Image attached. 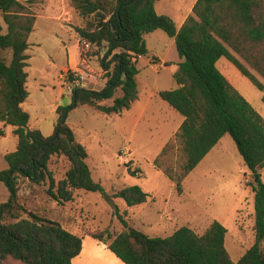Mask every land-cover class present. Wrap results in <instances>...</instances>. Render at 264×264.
<instances>
[{
    "label": "trees",
    "instance_id": "16d2710c",
    "mask_svg": "<svg viewBox=\"0 0 264 264\" xmlns=\"http://www.w3.org/2000/svg\"><path fill=\"white\" fill-rule=\"evenodd\" d=\"M157 1L72 0L81 19L75 27L81 57H91L85 53V45L97 49L93 56L104 72L105 85L99 91L73 88L71 104L57 108L54 132L45 136L30 127V114L22 107L30 96L27 51L37 19L31 11L34 0H0V17L7 26L5 33L0 22V123L14 127L18 139L17 149L5 155L8 168L0 171V182L10 192L9 201L0 204V264H73L85 237L106 245L124 264H264V118L218 68L219 60L226 58L258 90H264V84L236 56L264 78V20L255 13L263 7V0H197L180 28L170 16L157 12ZM157 30L175 39L181 58L174 74L178 87L158 95L184 117L175 141L181 144L185 163L180 172L173 167L162 169L159 159L167 155L169 143L154 166L181 195L190 173L226 135L232 136L251 172L246 185L254 194L255 243L238 261L227 249L228 231L219 221L203 234L184 226L163 238L132 228L122 214L124 230L119 234L105 229L81 236L19 203L22 180L36 186L48 184L46 194L60 205L74 201L77 191L104 193L102 183L93 177L88 149L67 122L68 114L80 106L105 115L130 110L140 95L139 59L150 56L145 36ZM118 91L121 94L116 96ZM3 133L0 129V135ZM54 156H63L69 163L58 181L49 168ZM115 196L129 207L148 203L151 198L140 186L126 187Z\"/></svg>",
    "mask_w": 264,
    "mask_h": 264
},
{
    "label": "rangeland",
    "instance_id": "374dc122",
    "mask_svg": "<svg viewBox=\"0 0 264 264\" xmlns=\"http://www.w3.org/2000/svg\"><path fill=\"white\" fill-rule=\"evenodd\" d=\"M196 1L158 0L155 7L159 14L170 16L180 27L184 18L192 13ZM56 10L63 15L61 21L57 20ZM31 11L37 19L29 39L33 44L29 50L31 78L27 83L31 96L25 107L32 112L34 120L40 122L43 134L49 136L57 123V102L60 106H69L76 85L102 90L104 72L98 58L93 56L96 48L85 45V53H90L91 57H81L79 36L75 32L81 19L73 9L72 0H34ZM255 13L259 20H264V4L256 8ZM0 22L6 33L7 26L1 17ZM157 33L147 37L150 56L141 57L138 63L141 104L120 115H105L88 106H80L68 114L67 122L77 140L88 149L89 166L94 179L102 183L104 193L77 191L74 201L60 205L46 194L48 184L36 186L22 180L19 203L27 211L58 221L81 236L88 231L105 229L113 235L119 234L124 230L119 218L122 214L132 228L163 238L184 226L203 234L214 221H219L228 231L227 249L233 260L238 261L255 243L254 194L246 185L251 181V172L232 136L226 135L190 173L181 195L163 171L154 166L169 143L171 148L167 155L159 159L162 169L173 167L180 172L185 163L181 144L175 141L184 117L158 95L159 91L177 87L174 74L179 65L175 60L180 56L176 44H172L174 40L162 30ZM154 55L173 63L160 67ZM236 56L264 84L263 76L238 54ZM83 60L89 65L85 67ZM218 68L264 118V90H258L226 58L218 62ZM82 71L86 72L84 79L76 76ZM72 76L77 80H72ZM120 94L118 91L116 96ZM1 128L6 129V135L2 136L11 143L9 150L13 152L16 136L10 126L0 123ZM128 167L140 173L131 174ZM49 168L58 181L65 176L69 163L63 156H54ZM262 173L264 180V170ZM129 186H140L150 193L148 203L129 207L115 196ZM19 215L27 217L23 212ZM8 220L13 219L8 217ZM83 248L73 264H124L91 237H85Z\"/></svg>",
    "mask_w": 264,
    "mask_h": 264
},
{
    "label": "crops",
    "instance_id": "0c3cea01",
    "mask_svg": "<svg viewBox=\"0 0 264 264\" xmlns=\"http://www.w3.org/2000/svg\"><path fill=\"white\" fill-rule=\"evenodd\" d=\"M195 5V4H194ZM193 9V8H192ZM53 11H54V9H52ZM56 12L58 13V16H57V20H62V17H63V15H62V13L60 12V11H58V10H56ZM192 14V13H191ZM188 16L189 15H187L185 18H184V20H183V22H182V24H181V26L184 24V22L186 21V19L188 18ZM180 26V27H181ZM179 27V28H180ZM34 31H35V26H34ZM160 30H157V31H155V32H153V33H150V34H148V35H146L145 36V38H146V42H147V37L148 36H151V35H155V34H158L157 32H159ZM30 39V38H29ZM173 40H174V42H175V39L174 38H172ZM29 44H30V47H29V49H28V51H27V54L29 55V57H30V59H29V61H28V63H29V66H28V68H27V72H28V81L30 80V73H29V70H30V66H31V55H30V53H29V50L31 49V47H32V43L29 41ZM172 44H176V42L175 43H173V41H172ZM147 45H148V42H147ZM155 60H156V64H158L160 67H162V66H165V64L166 63H170L171 65H172V61L171 60H168L167 58H163V59H161L160 58V56H158V55H154V57H153ZM140 60H141V58H140ZM139 60V61H140ZM221 60V59H220ZM219 60V61H220ZM176 61V63H177V65H179L180 64V62H181V59L179 58L178 60H175ZM83 62H84V65H85V67L87 66V65H89V63L86 61V60H83ZM148 65H151L150 64V62L148 63ZM152 66V65H151ZM151 68H155V67H151ZM69 69H72V68H70L69 67ZM139 69L141 70V68L139 67ZM179 69V68H178ZM177 69V70H178ZM177 70H176V72H177ZM176 83V82H175ZM28 85V84H27ZM177 85V84H176ZM43 86H45V85H43ZM177 87H178V85H177ZM176 87V88H177ZM176 88H174V89H176ZM163 91V90H162ZM160 92V91H159ZM31 96V95H30ZM30 96H29V98H30ZM29 98L26 100V102L25 103H23L22 104V107H23V109L25 110V111H27L29 114H30V127L31 128H34V129H39V130H41L42 131V126H41V124H40V122H38V120H34V118H33V114H32V112L30 111V110H28V109H26V104H27V102H28V100H29ZM150 99L152 98V95L149 97ZM141 101H142V98H141V94L139 95V99L132 105V107H131V109L130 110H133L134 108H135V106H137V104L139 105V104H141ZM58 104H57V107H59L60 105H59V102H57ZM59 105V106H58ZM130 110H128V111H130ZM183 121H184V119L181 121V123H180V125H179V128L181 127V125H182V123H183ZM11 128H12V130L14 131V127H12V126H10ZM179 128H178V130H179ZM1 130H3L4 131V135H6V133H7V131H6V129L5 128H1ZM178 130H177V132H178ZM54 132V131H53ZM176 132V133H177ZM42 133H43V131H42ZM52 135V134H51ZM46 136V135H45ZM50 136V135H49ZM16 139H17V137H16ZM15 139V142H14V144H13V148H11V149H14L15 147V150L17 149V145H18V139L16 140ZM9 147H11V143H9V141H7L6 140V138L5 137H3L2 135H0V171L1 170H5V169H7L8 168V164H7V162H6V160H5V155L6 154H8V153H10L12 150H9ZM15 150H13V151H15ZM210 154V153H209ZM208 154V155H209ZM7 164V165H6ZM2 185H4L5 186V184L4 183H2V182H0V204L1 203H6V202H8L9 201V199H10V192H9V190H8V188L5 186V187H2ZM84 243H85V238H84ZM101 244V243H100ZM84 245V244H83ZM101 246L102 247H104V248H106V249H108L104 244H101ZM84 249V248H83ZM83 253V250H82V252H81V254ZM81 254L79 255V256H81ZM78 256V257H79ZM76 259V258H75Z\"/></svg>",
    "mask_w": 264,
    "mask_h": 264
},
{
    "label": "built area",
    "instance_id": "2783aa9c",
    "mask_svg": "<svg viewBox=\"0 0 264 264\" xmlns=\"http://www.w3.org/2000/svg\"><path fill=\"white\" fill-rule=\"evenodd\" d=\"M88 46V45H87ZM85 74H86V72H83L82 71V74L81 75H76V76H78V77H80L81 79H84L85 78ZM73 77V76H72ZM73 80L74 81H76L77 79H74V77H73ZM75 87H83V86H80V85H76V86H74L73 88H75ZM73 90V89H72ZM3 131V130H2ZM4 132V131H3Z\"/></svg>",
    "mask_w": 264,
    "mask_h": 264
}]
</instances>
